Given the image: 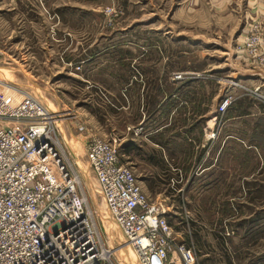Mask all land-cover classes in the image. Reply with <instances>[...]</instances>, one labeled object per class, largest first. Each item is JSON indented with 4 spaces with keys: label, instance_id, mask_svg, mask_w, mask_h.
Wrapping results in <instances>:
<instances>
[{
    "label": "rangeland",
    "instance_id": "rangeland-1",
    "mask_svg": "<svg viewBox=\"0 0 264 264\" xmlns=\"http://www.w3.org/2000/svg\"><path fill=\"white\" fill-rule=\"evenodd\" d=\"M252 29L264 35V0H0V81L12 99L31 93L56 115L63 149L116 264L128 244L89 166L80 126L110 139L140 122L154 128L171 120L172 130L146 141L142 159L133 158L138 149L123 151L122 161L134 167L151 202L164 206L175 240L194 249L198 264H259L264 74L246 67L239 46ZM170 97L171 109L156 111ZM226 98L231 103L217 115ZM202 108L220 123L219 155L218 171L198 176L190 175L195 157L181 154L180 130ZM92 115L105 135L92 130Z\"/></svg>",
    "mask_w": 264,
    "mask_h": 264
},
{
    "label": "built area",
    "instance_id": "built-area-1",
    "mask_svg": "<svg viewBox=\"0 0 264 264\" xmlns=\"http://www.w3.org/2000/svg\"><path fill=\"white\" fill-rule=\"evenodd\" d=\"M243 42L246 67L264 74V35L252 29ZM10 91L0 81V264H116L63 149L56 115L37 96L12 99ZM80 131L106 207L139 264H198L194 249L175 240L164 206L151 202L134 167L122 161L120 139L84 125Z\"/></svg>",
    "mask_w": 264,
    "mask_h": 264
},
{
    "label": "crops",
    "instance_id": "crops-1",
    "mask_svg": "<svg viewBox=\"0 0 264 264\" xmlns=\"http://www.w3.org/2000/svg\"><path fill=\"white\" fill-rule=\"evenodd\" d=\"M204 109L205 108L201 109L202 110L201 113H199L198 111L200 116L196 118L195 122H189L190 118H187L182 126L184 127V129L181 128L180 130L181 132V137H180L181 138V143H180L181 154L187 157V159L189 157H193V156L195 157L194 161H195L196 167L194 168L192 167L190 169V175L196 173L199 176L205 172L210 173V175H214V173L218 171L216 170V167H217L216 160L219 155L218 154L219 150L218 148L214 149L216 140L212 136V133L218 130L219 128L218 125L220 123H218V118L213 114H210V116L206 117L205 116L206 111H204ZM172 111L170 112L171 114L173 113ZM216 114L220 115L218 110H216ZM205 118H208L206 120V124H205ZM90 121H92V125H93L92 130L95 129L100 135H105L104 134L105 124L100 118L97 117V115H92ZM171 121L168 123L160 124V125L158 124L154 128H150L147 124L144 125L143 122H140L137 126H133V128L129 126L128 129L131 132H127V134L125 133L122 134L121 135L122 138L119 137L120 145H122L120 149V153L122 154L123 151L125 153L126 152L130 153L131 151L134 152V150L137 151L138 149L140 150V153H141V149L144 148L143 146L146 143V141H150L154 143V141L150 139L151 135L154 139V136H153L154 134L160 133V131H162L165 128L169 129V127L173 125L172 124L173 122ZM170 130H172V127L170 128ZM94 134H96V132ZM86 140L87 138L85 135L83 137L84 150H85ZM167 141L171 142V140H167ZM168 142L165 141L164 143H168ZM156 145H158L159 147V142L156 143ZM210 145H212V149L210 148ZM137 153L136 152L134 153L133 158L139 157V159H142V153L138 154V156H137ZM151 155L152 154L150 153L149 157H151ZM143 156L145 155L143 154ZM133 163L134 165L136 164V162H133ZM208 182H211V181H208ZM198 185L204 188V180H200L198 182ZM230 203H233V202H230ZM249 234H250V231H246V235H249ZM258 261H260L259 264H264V252L260 253L259 258L258 260H255V263L256 262L258 263Z\"/></svg>",
    "mask_w": 264,
    "mask_h": 264
},
{
    "label": "bare ground",
    "instance_id": "bare-ground-1",
    "mask_svg": "<svg viewBox=\"0 0 264 264\" xmlns=\"http://www.w3.org/2000/svg\"><path fill=\"white\" fill-rule=\"evenodd\" d=\"M7 86V85H6ZM11 90V89H10ZM11 92V91H10ZM47 107V106H46ZM48 108V107H47ZM48 110L49 111H51L52 113H54L52 110H50L49 108H48ZM112 217V216H111ZM113 218V217H112ZM114 220V219H113ZM114 222L116 223V221L114 220ZM111 223V226L114 224V226H116L117 225V223H116V225H115V223ZM111 226H110V228H108V232L111 234L112 233V230H111ZM119 227V226H118ZM124 236V235H123ZM111 237V239L112 238H114V236H113V234L110 236ZM127 251V252H126ZM129 251V252H128ZM135 252V250L133 249V247H131V245L129 246V245H127V246H123L120 250H119V256H118V258H119V262H120V264H136V261L138 260V256H137V254H136V252H135V254H136V256H137V259H136V257H135V254H134V252ZM128 253L129 254V256L127 255V256H124V254L126 255V253ZM133 252V253H132ZM137 263H139V261H137Z\"/></svg>",
    "mask_w": 264,
    "mask_h": 264
},
{
    "label": "trees",
    "instance_id": "trees-1",
    "mask_svg": "<svg viewBox=\"0 0 264 264\" xmlns=\"http://www.w3.org/2000/svg\"><path fill=\"white\" fill-rule=\"evenodd\" d=\"M164 99H162V100H160L159 102H158V104H157V110L156 111H158V109L161 111V110H163V112H168V109H171L170 108V106H173V99L170 97L169 98V100L167 101V100H164ZM177 107V109H179V107L178 106H176ZM156 109V108H155ZM167 110V111H166ZM207 111L208 109L207 108H205L204 109V111ZM155 111V110H154ZM153 114H154V112H153V110L151 111ZM202 112V110L200 109V112L199 113H201ZM153 114L151 115L150 114V117H152L153 116ZM165 116V115H164Z\"/></svg>",
    "mask_w": 264,
    "mask_h": 264
}]
</instances>
